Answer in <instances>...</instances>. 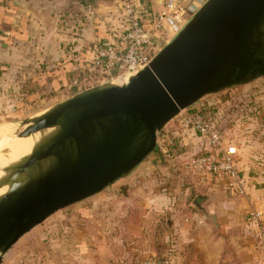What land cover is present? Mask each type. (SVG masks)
Segmentation results:
<instances>
[{
	"label": "crops",
	"instance_id": "obj_1",
	"mask_svg": "<svg viewBox=\"0 0 264 264\" xmlns=\"http://www.w3.org/2000/svg\"><path fill=\"white\" fill-rule=\"evenodd\" d=\"M133 1L146 18L166 12L164 0ZM206 1L181 0L194 12ZM123 2L0 0V111L13 98L33 103L34 96L26 93L30 88H36L35 96L40 99L56 95L51 72L57 70L63 56H80L89 46L96 49L100 40H112L125 23ZM75 28L77 36L68 33ZM180 30L168 25L166 44ZM44 71L50 74L48 85L42 82ZM213 98L222 101V97ZM211 104L201 101L190 110L220 111ZM247 126L240 141L228 138L238 151L246 196L229 195L223 180L197 186L185 164L209 147L193 130L179 128L171 137H181V147L159 140L153 156L129 177L75 205V227L54 219L56 223L40 229L33 240L13 249L3 264H111L134 249L145 257H170L174 264H264V251L258 243V234L264 229V80L260 81V129L253 133L249 123ZM201 193L215 199L207 207L214 221L192 206ZM253 214H260V220H254ZM236 231L241 238H235Z\"/></svg>",
	"mask_w": 264,
	"mask_h": 264
},
{
	"label": "water",
	"instance_id": "obj_2",
	"mask_svg": "<svg viewBox=\"0 0 264 264\" xmlns=\"http://www.w3.org/2000/svg\"><path fill=\"white\" fill-rule=\"evenodd\" d=\"M264 78V0H207L150 64L121 84L85 90L21 121L18 138L44 137L0 166V264L56 213L129 177L158 134L210 96ZM201 193L192 206L214 221Z\"/></svg>",
	"mask_w": 264,
	"mask_h": 264
},
{
	"label": "built area",
	"instance_id": "obj_3",
	"mask_svg": "<svg viewBox=\"0 0 264 264\" xmlns=\"http://www.w3.org/2000/svg\"><path fill=\"white\" fill-rule=\"evenodd\" d=\"M166 12L153 19L146 18L133 0H124L123 10L125 23L119 33H114L112 40L99 44L96 48V59L91 68L99 71L104 78L125 81L130 75L147 67L167 41V26L179 28L182 21L187 22L195 13L186 7L181 0H164ZM186 24V23H185ZM85 80L79 76L73 77L72 88L88 87ZM83 83V84H82ZM97 85V84H96ZM95 85H90L92 87ZM189 110V109H188ZM185 110L158 134L157 145L166 141L171 146L181 147L180 139L171 135L178 134L179 128L191 129L201 139H204L208 151L202 155L187 159L185 168L190 177L195 179L197 186L202 187L212 181L223 180L226 191L233 197L247 195V182L238 167V151L235 145L228 141L226 133L221 128V112H200ZM161 135V136H160ZM164 142V144H166ZM254 220H260V214L252 215ZM259 247L264 251V229L258 234ZM111 264H174L170 257L161 259L145 257L138 249L128 256L117 257Z\"/></svg>",
	"mask_w": 264,
	"mask_h": 264
},
{
	"label": "rangeland",
	"instance_id": "obj_4",
	"mask_svg": "<svg viewBox=\"0 0 264 264\" xmlns=\"http://www.w3.org/2000/svg\"><path fill=\"white\" fill-rule=\"evenodd\" d=\"M58 14L61 15V13ZM64 19L65 17L62 16L61 20ZM185 23H186L185 21H182L180 27L182 28L185 25ZM65 25L66 24L64 22L62 26ZM69 28L74 29V27L72 28L69 27ZM72 31L75 32V36H77L76 28L75 30H70V32L68 33H72ZM76 43L78 42L76 41ZM81 59L82 58L81 55L79 56V53H76V55L73 53L71 55L63 56V59L58 64L57 70H60L61 67H67L66 65H69V67H68V72L66 73V77L64 79V83L62 82L63 85L62 83L61 84L58 83V85L56 84L57 87L55 93L56 95L52 94L53 96L51 95V97H49V95H46L43 97V99L42 98L40 99L39 96L33 95L34 96V99L32 100L33 103L30 102L27 103L25 102L24 99L23 102L19 103L20 97L18 99L13 98L14 101H11L10 103H7L5 105V109L0 111V133L3 132L4 130H7V132L4 133L8 141H4L2 143L4 146L10 145L13 142L12 140H15L16 137H18V135L25 129V127H22V124L20 123L21 121L25 119L33 118L41 114L42 112L52 108L53 106L62 103L70 98H73L74 96L85 90L111 82L110 79L104 78L103 75L95 68H91V65L87 66L83 63L79 65V61ZM73 75H75V77L79 76L83 78L85 82L84 84L83 83L82 84L88 87L80 86L79 88H72L70 84L73 79ZM261 80L263 81L264 78L258 79L257 81H254L248 85L232 88L219 95L207 97L206 98L207 100L205 99L203 100L205 102L210 101L212 103L211 105L214 107L215 106L219 107V110L221 112V116H220L221 128L226 133V136L229 139L233 140L237 138V140L240 141L243 138V134L245 133L246 129H248L247 128L248 123L251 126L249 129L253 133L255 131H258V129H260V81ZM113 82L117 84H121L123 81H121L120 79H114ZM95 83H97V85L89 87L90 85H94ZM224 94H227V98H228L227 101H224L223 98L221 102L219 100L212 101V99H215L213 97H222V95ZM38 99L40 100L38 101ZM36 100L38 101L37 103ZM194 107L195 106L189 108V110L192 108L194 109ZM14 109L16 111H14ZM1 139L2 137L0 135V142H2L3 140ZM75 207L76 206L69 207L53 215L42 225L36 227L29 234L25 235L14 246L13 249H15L16 247H18V245H21L22 243H24L29 239L33 240L34 235H36L40 231V229L47 227L49 224L51 225L58 222V224H64L63 226L66 225L68 228H70L72 225L75 227L76 225L74 221L75 219L74 217H72L76 209ZM54 219H57L56 222H53ZM63 228L64 227H62V229ZM34 232L35 234H33ZM218 234L219 236H223L221 233ZM225 237H227V240L230 238L227 235ZM235 238H241V235L238 231H236L235 233ZM11 251L7 254L6 259L11 254ZM234 256H239V254L235 253Z\"/></svg>",
	"mask_w": 264,
	"mask_h": 264
},
{
	"label": "bare ground",
	"instance_id": "obj_5",
	"mask_svg": "<svg viewBox=\"0 0 264 264\" xmlns=\"http://www.w3.org/2000/svg\"><path fill=\"white\" fill-rule=\"evenodd\" d=\"M4 132H7V130H4L0 133L2 137V142H0V166L4 167L7 164L15 163L26 156L30 155L32 149L34 146L44 137L42 134H36L29 138H18L16 137L15 140H12L13 142L8 145L4 146L2 143L4 141H8L6 139V135ZM5 135V136H4ZM5 138V139H4ZM10 141V139H9ZM1 176V173H0ZM8 190V187H5L3 189H0V196H2L6 191Z\"/></svg>",
	"mask_w": 264,
	"mask_h": 264
},
{
	"label": "trees",
	"instance_id": "obj_6",
	"mask_svg": "<svg viewBox=\"0 0 264 264\" xmlns=\"http://www.w3.org/2000/svg\"><path fill=\"white\" fill-rule=\"evenodd\" d=\"M105 40H100L99 44H101L102 42H104ZM81 60L79 61V64L80 63H83L85 65H90L92 62L95 61L96 59V49L94 47H91L89 46L85 51H83V53L81 54ZM67 67H61L60 70H56L55 72H51V80L53 79V76H55V80H56V84L58 85L61 84L62 82L64 83V79L66 77V73L68 72V67L69 65H66ZM79 66V65H78ZM74 73V72H73ZM72 73V74H73ZM75 74H76V71H75ZM50 75V74H49ZM48 73L47 72H44V74H42L41 76L42 77V82H46V85H48L49 83V80H48ZM73 77H75V75H73ZM54 81V79H53ZM52 83V81H51ZM62 83V85H63ZM97 83H95L94 85H96ZM36 89V88H35ZM35 89L33 88H30V89H27L26 93H28L30 96H35L36 93H35ZM53 90V88L51 89V91ZM222 98L224 101H227V94H224L222 95Z\"/></svg>",
	"mask_w": 264,
	"mask_h": 264
}]
</instances>
